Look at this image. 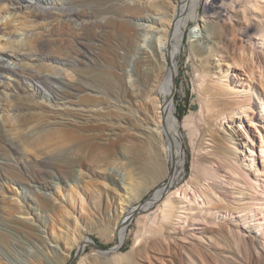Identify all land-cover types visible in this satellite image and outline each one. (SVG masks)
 Wrapping results in <instances>:
<instances>
[{
	"label": "rangeland",
	"instance_id": "obj_1",
	"mask_svg": "<svg viewBox=\"0 0 264 264\" xmlns=\"http://www.w3.org/2000/svg\"><path fill=\"white\" fill-rule=\"evenodd\" d=\"M12 1L0 0V264H111L126 259H135L137 264H222L227 255L221 249L219 235L210 230L220 225L225 231L232 228L245 233L251 255L245 256L241 264H264V85L261 87L253 79L249 87L246 80L249 76L244 75V70L233 69L230 62L235 53L233 48L220 55L213 52L210 81L220 86L230 84L234 89L232 93L229 91L230 97L240 99L242 105L223 112L216 122L206 126L209 132L198 149L192 147L188 131L182 130L186 160L182 180L171 190V193L181 191L175 195L179 203L169 221L168 233L164 231L159 236L144 233L143 238L150 241L146 246L148 253L142 250L143 243L137 248L135 241L141 230L145 232L143 222H148L147 216L156 208L137 211L125 229L121 247L114 254L86 244L74 260L79 250L75 244L80 237L89 238L95 244L97 240L104 250L113 247L116 243L110 239L125 210L131 205L139 209L156 191L146 192L128 203L134 192L126 194L124 186L128 189L135 186L136 191L142 192L145 189L141 182L130 185L128 179L135 174L132 143L141 145V137H134L126 121L120 119L143 118V105L134 99L140 92L137 75L150 70L138 62L141 53L136 46L144 48L151 56L163 54L166 15L170 7L165 0H135L147 7L148 20H129L130 12L126 8L129 0L87 10L79 7L77 16L81 25L63 27L60 11H53L51 18L41 9L16 10L10 5ZM39 1L42 6H58L64 0ZM163 4L164 10L157 13L150 10L153 5ZM208 4L210 0H200L196 18L185 28L181 40L184 45L178 58L180 72L170 97V105L177 107L180 120L191 113L200 115L194 82L197 74L195 65L189 61V50L194 40L192 36L201 32L199 22ZM260 4L264 6V0ZM206 18L213 21V17ZM126 20L139 31L136 44L127 35ZM231 40L228 37V41ZM241 40L246 41L244 37ZM257 44L256 51L262 52L264 47ZM215 48L209 45L207 54ZM207 54L199 59L203 61ZM35 73H62L69 85L63 84L60 89L54 85L57 90L53 92L31 77ZM258 73V70L253 71V77ZM84 87H89L88 91ZM87 100L88 105L102 108L100 117L83 127L65 130L63 140L47 150L24 144L31 141L30 128L21 123L26 115L17 116L16 109L36 107L35 101L49 110L63 106L69 113L73 110L72 114L50 116L38 108L33 109L40 117L30 126L72 124V121L79 123L80 118L74 113L80 104L86 105ZM244 111L249 113L247 117L242 114ZM111 124L115 125L112 134L106 127ZM211 133L223 141V149L213 148ZM60 150L66 151L60 157L62 161L52 160L54 152ZM204 156L209 159L201 161ZM97 157L105 159L97 161ZM69 161L75 163V169L73 175L65 177L64 163ZM201 167H205L210 179H196L197 169ZM107 172L117 180L107 177ZM43 178L52 184L46 192L37 186V181ZM200 187L211 196L212 203L221 200L228 208L211 209L209 200L202 196L198 199L201 206L190 209L189 202L199 194ZM40 193L49 196V207L45 211L38 206L44 199ZM194 217L204 221V230H195ZM174 229L185 232L188 239L182 240V235L177 238ZM57 243L59 250L55 252L52 247ZM199 250L205 252L203 257L197 253ZM236 261L233 258L232 263L238 264Z\"/></svg>",
	"mask_w": 264,
	"mask_h": 264
},
{
	"label": "bare ground",
	"instance_id": "obj_2",
	"mask_svg": "<svg viewBox=\"0 0 264 264\" xmlns=\"http://www.w3.org/2000/svg\"><path fill=\"white\" fill-rule=\"evenodd\" d=\"M115 1L118 0H64L61 4H57L58 6H49L48 4L42 6L39 0H13L10 5H12V7L16 10L22 9L26 11H33L34 9H41L45 11V14H47L48 17L51 18L54 17L53 11H60L62 15L60 16V22L61 24H63V27H67V25L78 27L79 25H81L79 22L80 18L79 16H77L79 7L87 10L88 7L92 6H100L105 4L113 5ZM165 1L166 4L170 7V13L166 15V17H168V20L166 28L164 30L165 49L163 54L160 55L158 53H154V55L151 56L149 52H146L147 50H145L144 48H140V46H136V48L139 49L138 53H141V56L138 58V62L141 64L143 63L150 70H145L138 73L137 82L140 86V92L134 98L136 102L142 103L143 109L146 113L142 110L144 112L142 120H130V118L123 117L122 115L121 116L123 118L120 119L121 121H126L125 124L129 125L130 132H132V135L134 137L137 135H140L141 137V145L132 143L134 146L132 157L135 174L132 178H127L130 181V185L135 181H137L138 184H140L141 182L144 186L143 189H145L142 192V190L140 191V189L136 191L134 189L135 186L129 189L124 186L123 191H125L126 194H131L132 192H134L133 198H131L132 200L128 201V203L136 200V197L138 198V196L140 197V195L144 193L146 194V192H152L153 190L156 191L151 195L149 201L145 205L140 206L139 209L136 210V207H133V205H131V207L125 210V212L118 220V223L114 228L113 235L110 239L111 241H115L116 243L114 245V249L107 254H114L116 250L121 247L124 239L123 234L125 232V229L128 223H130L132 215L137 211L145 212L146 210H149L151 208H156L152 215L147 216L148 222H143V228L145 229V232L141 230V233H139V236L135 241V245L137 248L139 247L138 245H141V243H143L145 248H143L142 250H144L145 253H148V249L146 248V246L148 243H150V241L146 239L147 237L143 238L145 234L148 233L151 236H159L163 234L164 231L167 232L170 230L169 221L173 217L175 210L178 208L177 203H179L178 199H175V195H178V193L181 191L180 189H178L174 193H171V190L175 188L182 180L186 160V154L184 150L185 142L182 130L188 131V134L192 137V147L194 149H198L200 146L199 143L203 142V138L206 136L207 132H209V129L206 126L211 125L213 122H216L221 117L223 112L229 111L230 109L240 108V106L242 105V101H240V99L237 98L238 100H233L230 97L232 93L231 90L234 91L230 84H222L220 86L215 85L210 81V67L213 52L217 55H220L221 52L226 51L229 48H233L235 53L230 61L233 69L235 71L244 70V75L249 76V78L246 79L248 82V86L254 81L253 79L257 80V83L261 87L264 85V50L260 52L258 50L256 51L255 48L256 45H258L257 43L262 44V46L264 47V6H261V0H210V4L205 6V16L203 20L199 22L201 32L197 31V33L192 36L194 40L191 42L189 50V61L195 65L194 70L197 74L196 81L194 82L197 86V97H199L200 101V115L195 116L193 113H191L184 116V118L180 120L178 117L177 107H171L170 105V97L174 92V89L176 87V79L179 76L180 72L178 58L182 52L181 46L183 43L181 42V40L183 38L185 28L190 24L192 20H195L196 18V14L198 13L200 7V0ZM219 3L221 4L218 5ZM126 8L130 12L129 20L150 19V17L148 16L147 7L141 5V3H136L135 0H129ZM163 8L164 4L162 6L153 5L150 10H152V12L154 13H157L160 10H164ZM206 16L213 17V21H211V19L209 18H206ZM125 24L129 39L131 40V42L136 44L139 36L138 29L128 20H126ZM77 36L80 37V35L78 34ZM228 37H231V42L228 41ZM243 37L244 39H246V41L244 42L241 40ZM209 45H213L216 48L212 51V53L207 54V47ZM205 54H207L206 58L203 59V61L200 60L199 58L205 56ZM255 70L259 71L257 77H253V71ZM31 77L37 80L39 83L45 86H49V88L53 92H56L57 89H60V86L63 84L65 87L69 85H66L67 82L65 81L62 73L42 75L35 73L31 75ZM54 85H58V88ZM150 86L151 88H149ZM71 87L76 86L71 85ZM79 87L80 89L81 87L83 88L82 85ZM84 88H86V91H88L89 89V87ZM35 104L36 107H19L15 110V114L17 116H20V114L24 113L26 117L25 119H23V121H21V123L24 124L23 126L30 128L28 137L31 139V141H27L24 144L30 148L43 149V151L49 149L53 145L58 144V142L62 139V136L64 135L63 132H65V130H71L72 128L76 127H83L88 121L100 117V112L102 109H100L99 106L88 105L87 100L86 105L80 104L79 109L74 113L80 118L79 123H76V121H72V124L53 123L56 126L44 125L39 128H35V126H30L31 122L39 121V115L37 116L36 113L32 112L35 108L40 109L41 111L45 112V114L47 113L50 116H66L68 114L71 115L73 111L72 110L71 113H69L68 109L63 108V106L62 108L49 110L47 106L38 104L36 101ZM242 114H245L247 117L249 113L247 114V112L244 111L242 112ZM132 115L134 116L133 113ZM135 115L137 114L135 113ZM114 117L116 118V116ZM18 125H20V122ZM114 126V124L106 126L109 127L107 132H110V134H112ZM34 130L36 132L32 134ZM216 136L211 133V138L214 145L213 148L223 149V141ZM65 152V150L54 152L53 158L51 157V159L58 161L60 157L65 154ZM104 159V157H97L96 160L103 161ZM208 159V156H204L201 158V161H206ZM94 163L97 162L95 161ZM64 164L66 165L67 173L65 177H70L71 175H73L75 163L73 161H69ZM217 170H220V168H217ZM46 173L48 174L49 172ZM196 174V179L199 181L203 178L210 179L209 174H207V172L205 171V167L204 169L203 167L197 169ZM107 177L115 181L117 180L113 174H109L108 172ZM118 178H120V176ZM162 183H164V185L162 187H159V185ZM37 186L44 192L52 188V184L44 178L37 181ZM157 187L159 188L155 189ZM211 190H214V188ZM198 193V195H194V200L189 202L190 205L187 204V206L189 205L190 209L195 210V207H198L200 205L198 199H202V196L205 199L209 200V204L211 205L209 207H211V209L228 208V206H225L221 200L218 202L216 200L214 201V203H212L211 196L205 190H203L202 187H200V192L198 191ZM40 194L44 199L39 202L38 206L41 207V210L45 211L49 207V196L43 193ZM213 194L216 195L215 193ZM183 195L184 197L187 196L185 191L183 192ZM173 196L174 198H172ZM202 201L204 202V200ZM141 207L143 210L140 209ZM187 210H189V208ZM203 225L204 221L202 219H197V217L194 219V224H192V226L196 227L195 230H204ZM210 230L219 235V240L220 242H222L220 243L221 249L223 253L227 255L222 264H233V258L235 261L237 260L236 262L239 261L238 264H241V261L245 258V256L251 255L250 248L246 241L245 233L242 230H234L231 228L230 230L225 231L221 225L218 229L211 228ZM173 231L174 234L177 235V238L182 235V240L188 239L185 232L181 231L180 229H174ZM195 232L196 231H194V235L197 236ZM90 241L91 240L89 238L84 239L80 237V239L76 242L75 247L82 250L83 247L86 246V244L90 243ZM177 245L175 242L174 246ZM136 247L134 249H136ZM52 249L53 251L58 252V243L56 246H53ZM138 252H141V248ZM197 253H199V255L203 257V254L205 252L202 253V251L199 250V252ZM206 253H208V251H206ZM231 254H233V257L230 256ZM111 264L137 263L135 259H126L124 260V262L116 261Z\"/></svg>",
	"mask_w": 264,
	"mask_h": 264
},
{
	"label": "water",
	"instance_id": "obj_3",
	"mask_svg": "<svg viewBox=\"0 0 264 264\" xmlns=\"http://www.w3.org/2000/svg\"><path fill=\"white\" fill-rule=\"evenodd\" d=\"M89 244H92L95 248H97V249L100 250V251H108V252H111V251L114 249V246H113V247H111V248H107L106 250H104V249L100 248L99 246H97L93 241H90ZM80 252H81V249L79 248V250H78L77 253L75 254V258H74V260H76V259L78 258Z\"/></svg>",
	"mask_w": 264,
	"mask_h": 264
},
{
	"label": "trees",
	"instance_id": "obj_4",
	"mask_svg": "<svg viewBox=\"0 0 264 264\" xmlns=\"http://www.w3.org/2000/svg\"><path fill=\"white\" fill-rule=\"evenodd\" d=\"M95 242H96V244H97L98 246H101V245L98 244L97 240H95Z\"/></svg>",
	"mask_w": 264,
	"mask_h": 264
}]
</instances>
